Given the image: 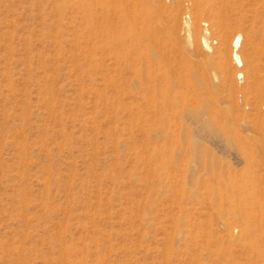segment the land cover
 <instances>
[{
  "label": "rangeland",
  "instance_id": "obj_1",
  "mask_svg": "<svg viewBox=\"0 0 264 264\" xmlns=\"http://www.w3.org/2000/svg\"><path fill=\"white\" fill-rule=\"evenodd\" d=\"M73 1L0 0V264H264V0Z\"/></svg>",
  "mask_w": 264,
  "mask_h": 264
},
{
  "label": "bare ground",
  "instance_id": "obj_2",
  "mask_svg": "<svg viewBox=\"0 0 264 264\" xmlns=\"http://www.w3.org/2000/svg\"><path fill=\"white\" fill-rule=\"evenodd\" d=\"M126 1H130L131 7L127 6ZM137 1L138 0H75L73 1L71 7L75 13L80 15L81 21L86 26L87 29L93 30L100 28V29H104L105 31H108V29H112L114 28V26H120L122 23L126 22L128 13L130 14L134 12L137 13L136 7L140 6ZM140 8L142 9V7ZM112 20L114 21L112 22ZM221 35L226 41H228L230 35L228 30L226 29L222 30ZM205 42L208 43L207 41ZM165 55L161 54L160 57V59L163 62L168 61ZM239 196L242 195L234 194V193L226 194L224 201L226 203L232 204L233 209L239 208L240 206L242 207L252 206L251 208L253 209L259 207L263 208L264 206V201H262L263 200L262 198L261 200H259V198H256L257 199L256 201L250 199L243 201L239 198ZM261 222H258V217H257L256 220L254 219V222L251 223L253 225L252 228L249 222L246 221L245 227L243 228V234H249L252 231L261 232L263 228Z\"/></svg>",
  "mask_w": 264,
  "mask_h": 264
}]
</instances>
